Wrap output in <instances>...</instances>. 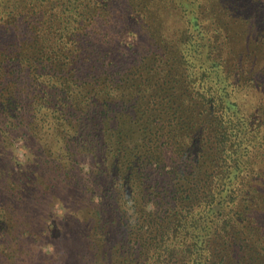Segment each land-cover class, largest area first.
<instances>
[{
    "label": "trees",
    "instance_id": "16d2710c",
    "mask_svg": "<svg viewBox=\"0 0 264 264\" xmlns=\"http://www.w3.org/2000/svg\"><path fill=\"white\" fill-rule=\"evenodd\" d=\"M2 1L3 9L27 10L30 21L23 23L31 40L21 37L22 43L32 53L41 51L47 59L53 58L57 65L54 70L52 65L43 67L40 62H44L28 52L25 55L18 42L4 46L0 41V71L24 65L28 77L38 79L36 89L31 90L32 99L26 98L24 105L27 124L33 128L18 134L23 142V134L28 142L37 135H53L51 149L55 148L62 159L71 160L72 154L67 148V132L62 129L66 121L61 108L74 109L84 100L108 105L127 98L119 83L112 81L116 85L110 89L106 70L91 77L84 70V76L76 77L82 84L77 82L74 87L59 77L66 64L73 67L97 49V41L86 48L80 38L84 31H79L78 25L92 21L95 28L103 22L99 18H110L121 7L118 18L128 24L125 35L139 41L141 37L130 28L140 23L147 26L154 60L152 65H141L140 77L146 83L137 105L153 103L152 109L136 121L133 117H104L106 130L92 118L82 141L84 145L95 144L101 136L104 160L110 162L103 173L107 188L101 192L105 199L115 200L121 214L140 207L147 198L144 208L149 210L144 214L151 224L148 229L153 243L133 264H170L177 258L180 262L176 264H264V31L252 34V28L264 24V1ZM253 21L260 23L255 26ZM12 22L3 21V25L14 28L18 21L10 25ZM100 39L104 41L105 36ZM9 53L13 55L8 57ZM61 53H66L63 58H59ZM163 67L167 69L164 86L156 85L152 79ZM165 85L169 89L175 86L176 94L172 95L176 97L174 105L181 109L178 116L168 115L171 99L165 94ZM256 93L262 97H255ZM156 103L161 108L155 109ZM19 106L17 101L12 108L18 110ZM111 120L114 125L109 127ZM127 122L130 126L123 127ZM156 171L160 177L153 176ZM44 172L28 177L27 182L16 177L11 194L14 204L22 199V188L35 187V199L62 184L77 188L75 181H66L69 177H48V171ZM169 175L173 177L166 179ZM104 202L98 194L85 205L99 216ZM13 203L9 199L2 203L4 216ZM10 223L9 216L2 219L0 241L6 238L2 225L6 224V229Z\"/></svg>",
    "mask_w": 264,
    "mask_h": 264
},
{
    "label": "rangeland",
    "instance_id": "374dc122",
    "mask_svg": "<svg viewBox=\"0 0 264 264\" xmlns=\"http://www.w3.org/2000/svg\"><path fill=\"white\" fill-rule=\"evenodd\" d=\"M0 2L3 1L0 0ZM12 5L13 3H11ZM3 6L4 4L0 5V41L5 43L4 46L18 42V47L25 55L27 52L34 57L36 55L37 59L44 62H40L43 67L52 65L51 69L54 70L57 65L52 60L53 58L47 59L48 57L43 56L41 51L39 54L37 51L32 53L22 43L21 37L31 40L30 35L26 34V26L23 23L30 21L27 10L14 7L6 10L3 9L5 8ZM120 10L121 7L118 11H113L111 17H107L108 20L99 18V21L103 22H100V25L95 28L92 27V21H83L82 26L78 25L79 31H84L80 38L86 48L90 47L91 42L97 41V49L95 52L93 50L92 55L80 60L73 67L66 64L62 68L64 71L59 74V77L66 78L74 87L73 84L78 82L76 81L77 75H80L84 70L88 72L85 75H89V77L106 70L110 74V81L119 83L120 91L127 97L126 100L112 101L107 103L108 105L94 102L93 99L84 100L74 109L61 108L64 121H66L63 123L62 129L67 132L66 140L70 144V147L67 146V148H71V160L62 159V156L55 153V148L51 149L53 135L52 137L45 135L46 137L42 138L37 135L28 142L27 134H23L25 136L23 142V138L18 133H25L33 128L26 121L25 99L28 98V101L32 99L34 93L31 90L35 88L38 79L34 76L35 79L31 76L28 77L24 65H13L14 67H10L6 73L0 71V223L4 217L8 216L11 221L6 229V224L2 225L6 238L0 241V264H133V261L139 260V256L149 250L153 243L151 240L152 231L148 229L151 224L148 222L147 214H144L145 210L146 212L149 210L144 208L148 204L147 198L139 203L140 207H136L135 210L129 209L126 214H121L115 200L108 199V197L105 199V194L103 195L107 188L105 184L107 180L103 173L107 171L106 167L110 165V162L104 160L103 149L105 146H102L101 136L98 135L99 142L95 144L84 145L82 142L83 135L89 131L86 126L91 123L92 118H97L106 130L105 122L102 124L104 117L113 119L115 117L120 119L133 117L136 121L139 117L144 119L143 116H147L153 106V103L146 105L140 102L137 105L146 83L140 77L143 74L141 65H152L154 60L151 57V47L148 44L150 33L147 26L140 23L134 24L130 28L133 33L139 35V38L141 37L139 41L136 40V36L125 35L124 28L128 24L119 20ZM3 21H13L10 25H14V21L18 22L12 28L3 25ZM124 21H128V19H124ZM256 22L260 23V21H253L255 26ZM252 29V34L257 36L264 31V24H257ZM103 35L105 36L104 41L100 39V36ZM120 40H124L125 44L120 45ZM38 44L35 47H38ZM90 52L91 50L88 53ZM65 54L61 53L59 58H63ZM6 55L9 57L13 54ZM155 68L156 66L153 67V69ZM20 70L21 72H19ZM166 71L165 67L159 68L157 78L152 79L156 85L164 86L162 80L165 79L163 75ZM82 74L79 78L84 76ZM78 84L82 83L79 81ZM114 85L116 84L113 82L108 84L111 90L115 88ZM139 85L141 87H138ZM174 85L171 89L165 85L168 90L165 94L171 99L168 115L173 117L181 114V109L174 105L176 99L175 95H172V93L176 94ZM136 90L138 91L136 92ZM140 90L141 92H139ZM255 97L261 98L262 96L256 93ZM17 101L20 105L18 110L15 107L12 108V105ZM156 107L161 108L157 103L154 104L155 109ZM176 108L178 112H176ZM199 110L201 111L203 108ZM106 123L108 124V121ZM108 125L109 127L113 126L114 121L111 120ZM129 126V122L127 125H123L126 128ZM59 136L63 137L61 133ZM68 137H71L72 140L69 141ZM189 165L192 167L194 161L192 165ZM21 166H23L22 172L19 174L18 168ZM256 167L258 169V166ZM45 169L48 171L47 176L69 177L66 181L68 179L75 181L77 188H65V185L62 184L40 199H35L37 196L35 187L22 188L19 190V196H22V199L14 204L11 194L15 189L12 183L18 180L16 177H19V180L23 178L27 182L28 177H38L41 173H45ZM53 170L56 172L52 173ZM66 171L68 172L66 173ZM157 174L156 171L153 176L160 177ZM151 177L145 178L151 179ZM168 177H173V175L166 176V179ZM121 178L122 176L119 177V179ZM147 183L154 184L155 182L147 181ZM42 189L44 188L42 187ZM202 189L199 193H202ZM98 194L105 200V207L98 209L99 216L93 209L88 211L85 205L87 200L90 201L92 196ZM5 199H9L13 205L12 209H9L7 215L4 216L1 207ZM94 202L96 203V200ZM177 260L171 259L170 264L179 263L180 259L177 258Z\"/></svg>",
    "mask_w": 264,
    "mask_h": 264
}]
</instances>
